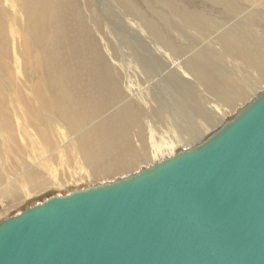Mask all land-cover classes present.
Wrapping results in <instances>:
<instances>
[{
    "label": "rangeland",
    "instance_id": "374dc122",
    "mask_svg": "<svg viewBox=\"0 0 264 264\" xmlns=\"http://www.w3.org/2000/svg\"><path fill=\"white\" fill-rule=\"evenodd\" d=\"M235 1L237 12L227 15L223 7L214 8L204 0H68L64 5V17L61 23L54 25L56 22H53L55 29L46 30L43 36V45L50 46L54 51L56 69L49 67L41 46L33 45L32 39L26 34L24 15L17 14L16 17L10 8V2L0 0V113L2 114L0 117V222L22 213L48 197L67 195L82 188L115 182L143 171L155 162L171 157L167 153L164 157L158 156L156 161L152 160L153 155L149 146L151 130L155 131L157 137L159 134L156 128L158 126H155L150 118L159 122L163 126L162 130L166 131L168 125L164 116L155 111V99L150 92H147L148 98H146L152 108L150 112L141 101L140 95H137L139 89L146 86V78L137 69L136 66L139 67L140 63L137 64L136 58L141 59L144 55L149 56L153 52L155 55L160 54V60L163 62L172 63V60L170 61L166 54L157 51L156 45L149 39L148 31L143 27L142 18L155 24V27L153 24L152 27L157 29L156 35L163 36L165 43L181 55L192 47L197 48L202 43L206 44L198 41V37L210 36L208 31L198 33L197 28L183 25L180 20L181 11L188 14L200 13L207 23L218 24L220 27L241 22L240 29L245 33L243 35H251L257 42L263 43L264 0ZM193 29L197 31L194 33ZM58 30L64 32L66 44L57 37ZM184 34L187 36V41ZM133 50L134 54H131ZM96 54L100 57L97 58ZM95 58L104 59L112 67V71L117 73L113 74L112 82L115 88L122 91L119 103L104 107L102 113L97 116L96 122L102 121L111 111L125 104L134 103V108L139 109L137 120L130 125L122 140L129 152H135L141 157L140 162L131 170L93 174L92 170L97 166L96 159L100 162V170H104L109 161L98 157L95 149L84 158L78 152L79 130L70 129L49 108L53 101L49 77L57 72L61 73V67L64 65L69 68L68 70L74 69L79 74L87 63L95 69L96 65L93 61ZM218 60L230 75H233L231 72L235 74L232 77L237 79V86L230 90L237 93L242 87L245 92L243 91V96L236 97L233 105L237 107L229 109L222 123H220L221 118L212 124V129L205 135L206 138L264 90V72L260 75L259 72H253L252 68H244L240 61L237 64L242 67L238 68L233 59L226 57L220 56ZM244 69L248 74L240 73ZM244 75L247 77H243ZM130 88L132 92L128 91ZM218 91L224 92L222 88ZM199 94L192 91V98L186 97L188 100L192 99L190 100L194 103L192 105L198 107L199 103H204L199 98ZM164 96L168 98L169 94L164 92ZM241 99L242 101L239 102ZM170 100L172 101L171 98ZM52 117L55 121H59V126ZM25 120L29 122L31 120L32 134L36 130L34 127L39 128L47 134L48 140L37 139L34 136L38 144L34 146L26 138L23 130ZM184 149L183 145H178L175 153Z\"/></svg>",
    "mask_w": 264,
    "mask_h": 264
},
{
    "label": "water",
    "instance_id": "95a60500",
    "mask_svg": "<svg viewBox=\"0 0 264 264\" xmlns=\"http://www.w3.org/2000/svg\"><path fill=\"white\" fill-rule=\"evenodd\" d=\"M0 264H264V90L189 149L1 221Z\"/></svg>",
    "mask_w": 264,
    "mask_h": 264
},
{
    "label": "bare ground",
    "instance_id": "6f19581e",
    "mask_svg": "<svg viewBox=\"0 0 264 264\" xmlns=\"http://www.w3.org/2000/svg\"><path fill=\"white\" fill-rule=\"evenodd\" d=\"M7 1L10 2V8L16 17H18L17 14L24 15L26 18V34L32 39L33 45L41 46L45 61L48 62L49 67L55 68L54 51L50 46L45 47L43 45V36L47 31L54 30V25L61 23L64 17V5L68 0ZM204 1L211 4L214 8L223 7L227 15L237 12L235 0ZM181 13L180 20L183 25L197 28L199 30L198 33L209 32L210 36L206 34L207 37L201 36L197 38L198 41L206 42L208 46L202 43L199 45L200 47H192L191 50L185 51V54L181 55L180 52L177 53L176 49L170 48L165 43L163 36L156 35L155 24L142 18L143 27L148 31L149 39L156 45L157 51L166 54L170 61L172 60V63L163 62L160 60V54L155 55L153 52L149 56H141V59L136 58L137 64H141L136 67L146 78V86L139 89L137 95H140L141 101L145 103L149 111L151 106L146 98H148L147 92H150L155 99V111L160 112L162 117L164 116L168 125L166 131L162 130L163 126L159 122L153 121L152 112L150 113V120L155 126H158L156 128L159 134V137H157L155 131L151 130L149 146L153 161H156L158 156L164 157L167 153L171 157L174 156L178 145H183L185 147L184 150H186L201 143L205 140L206 133H209V130L212 129V124L216 121L218 122L221 118L220 123H222L225 116L228 115L229 109L237 107L233 105V102H236V97L243 96V91L245 92V90H242V87L237 93H233L230 90L237 86V79L232 77L235 76L234 72H231L232 70L230 72L233 75H230L229 71L225 70V66L218 63L220 56L233 59L234 64L238 68L242 66L248 69L252 68L253 72H259L260 75L264 72V42L259 43L251 35H243L245 33L240 29L241 22L220 27L218 24L207 23L200 13L188 14L185 11H181ZM249 18H253V16H249ZM53 22H56V24L53 25ZM152 24L154 27H152ZM195 31L197 30L193 32L195 33ZM208 36L212 38L210 41H206L209 39ZM57 37L63 40L64 44L67 43L62 30H58ZM184 37L187 41L185 34ZM215 47H218V49ZM132 53L134 54V50ZM136 55L137 53H135ZM97 56L100 57V55L96 54ZM143 58H146V60ZM103 60L96 58L93 60L96 65L95 69L87 63L81 74L74 69L68 70L69 68L67 67V69L66 65H64L61 67V73L55 70L57 73L49 77L51 78L49 85L53 98L49 108L70 129L79 130L77 137L78 152L84 158H87L95 149L98 157L109 161L105 169L100 170V162L96 159L97 166L92 170L93 174H110L116 170L118 172L120 170H131L141 160V157L135 152H129L122 142L124 134L139 115L137 112L139 109L134 108V103L118 107L107 114L105 119L96 122L97 116L102 113L104 107L119 103L122 96L121 89L115 88V84L112 82L113 74L117 73L113 72L112 67ZM238 61L241 62L242 66L237 64ZM236 70L238 69L236 68ZM244 72L248 74L246 69L240 73L243 75ZM245 75L243 77H247ZM219 88H222L224 92L220 93L218 91ZM92 91L94 92L93 94ZM128 91L132 92V89L130 88ZM192 91L199 92V98L204 102L199 103L198 107L192 105L194 104L190 102L192 99L188 100L186 97L192 98ZM164 92L169 94L168 98H165ZM18 110L22 114L19 106ZM0 117H2L1 113ZM52 120L59 126L58 120L55 121L53 117ZM3 121L6 123L5 119ZM30 126H32L31 120L30 122L25 120L23 130L26 138L34 146H38L34 136L37 139L48 140L47 134L39 128L34 127L36 130L32 134Z\"/></svg>",
    "mask_w": 264,
    "mask_h": 264
}]
</instances>
